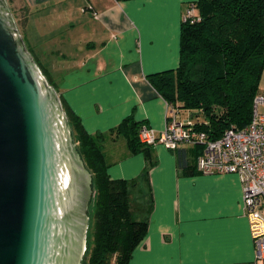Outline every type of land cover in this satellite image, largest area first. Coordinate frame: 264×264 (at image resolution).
<instances>
[{"label":"crops","instance_id":"1","mask_svg":"<svg viewBox=\"0 0 264 264\" xmlns=\"http://www.w3.org/2000/svg\"><path fill=\"white\" fill-rule=\"evenodd\" d=\"M189 1L11 0L22 40L60 103L100 136L112 179L144 186L145 156L116 130L124 120L163 129L165 101L148 75L176 67ZM149 152L151 206L134 217L148 225L127 264H249L255 251L237 174H187L175 151L157 144Z\"/></svg>","mask_w":264,"mask_h":264},{"label":"trees","instance_id":"2","mask_svg":"<svg viewBox=\"0 0 264 264\" xmlns=\"http://www.w3.org/2000/svg\"><path fill=\"white\" fill-rule=\"evenodd\" d=\"M189 3L198 10L199 21L181 20L176 67L149 74L148 80L178 112L184 108L203 115V121L192 123L205 138L214 140L228 128L239 130L249 125L252 100L264 70V0ZM63 110L94 191L92 243L86 264H111L112 258L116 264H127L148 225V221L132 217L129 189L136 180L109 177L100 136L88 134L71 111ZM135 128L136 124L124 120L116 131L125 134L130 152L140 151L145 156L148 165L142 175L148 185V171L154 165L151 145L139 141ZM171 150L183 173H200L194 160L202 152L201 145L182 144Z\"/></svg>","mask_w":264,"mask_h":264},{"label":"water","instance_id":"3","mask_svg":"<svg viewBox=\"0 0 264 264\" xmlns=\"http://www.w3.org/2000/svg\"><path fill=\"white\" fill-rule=\"evenodd\" d=\"M92 178L0 0V264H81Z\"/></svg>","mask_w":264,"mask_h":264},{"label":"built area","instance_id":"4","mask_svg":"<svg viewBox=\"0 0 264 264\" xmlns=\"http://www.w3.org/2000/svg\"><path fill=\"white\" fill-rule=\"evenodd\" d=\"M183 10L182 20L199 21L194 4L189 3ZM252 101L249 125L239 130L228 128L214 140L205 138L189 119H179L177 108L166 102L163 129L157 133L141 125L137 136L147 146L162 144L168 150L182 144L201 145L202 152L194 160L197 171L237 174L255 251L249 264H256L257 261L264 262V113L257 112L258 106L264 104V94H256Z\"/></svg>","mask_w":264,"mask_h":264},{"label":"rangeland","instance_id":"5","mask_svg":"<svg viewBox=\"0 0 264 264\" xmlns=\"http://www.w3.org/2000/svg\"><path fill=\"white\" fill-rule=\"evenodd\" d=\"M7 6H9L10 12L12 14V17H14L16 26L18 28L19 25V14L17 11V7L12 4L11 0H6ZM19 29V28H18ZM264 94V93H263ZM261 95V94H258ZM257 112L260 114L264 113V104H261L257 108ZM178 118L179 119H189L190 121H203V115L196 113V110L189 111L187 109L181 108L178 113ZM137 187V186H130L129 189V199L130 203L132 206L133 210V215L132 217L134 218L137 214H141V212L149 213V205H150V198H149V192H148V187H146V184L144 183L143 188ZM93 201H91L87 207V214H88V219H87V230H86V243L85 247L86 249L84 250L83 256H82V261L81 264H86L87 258H88V253H89V246L92 243V230H93ZM142 212V213H143ZM144 214V213H143ZM135 219V218H134ZM136 220V219H135ZM112 263L111 264H116L115 258H112Z\"/></svg>","mask_w":264,"mask_h":264}]
</instances>
